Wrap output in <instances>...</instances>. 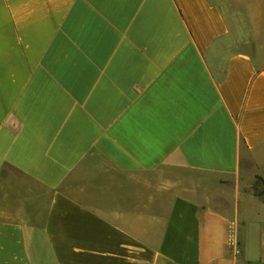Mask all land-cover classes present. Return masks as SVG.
Listing matches in <instances>:
<instances>
[{
	"label": "crops",
	"instance_id": "0c3cea01",
	"mask_svg": "<svg viewBox=\"0 0 264 264\" xmlns=\"http://www.w3.org/2000/svg\"><path fill=\"white\" fill-rule=\"evenodd\" d=\"M246 45L214 0H0V264H264Z\"/></svg>",
	"mask_w": 264,
	"mask_h": 264
},
{
	"label": "rangeland",
	"instance_id": "374dc122",
	"mask_svg": "<svg viewBox=\"0 0 264 264\" xmlns=\"http://www.w3.org/2000/svg\"><path fill=\"white\" fill-rule=\"evenodd\" d=\"M214 1L222 7L235 39L247 44V49L256 57L257 62L264 64V0ZM254 186L257 194L264 193L261 177H257Z\"/></svg>",
	"mask_w": 264,
	"mask_h": 264
},
{
	"label": "built area",
	"instance_id": "2783aa9c",
	"mask_svg": "<svg viewBox=\"0 0 264 264\" xmlns=\"http://www.w3.org/2000/svg\"><path fill=\"white\" fill-rule=\"evenodd\" d=\"M229 240L231 243H234L235 238H234V234H233V227H231V233H230V239Z\"/></svg>",
	"mask_w": 264,
	"mask_h": 264
}]
</instances>
